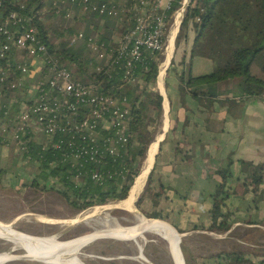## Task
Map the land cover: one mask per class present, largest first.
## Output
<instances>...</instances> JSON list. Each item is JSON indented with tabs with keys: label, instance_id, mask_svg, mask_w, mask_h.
Listing matches in <instances>:
<instances>
[{
	"label": "trees",
	"instance_id": "trees-1",
	"mask_svg": "<svg viewBox=\"0 0 264 264\" xmlns=\"http://www.w3.org/2000/svg\"><path fill=\"white\" fill-rule=\"evenodd\" d=\"M101 1L114 3L108 0ZM133 1L135 0L130 2ZM2 2L4 12L14 9L22 15L31 17L40 36L48 46L49 52L59 56L60 60L73 70L75 77L78 75L84 83L96 80L102 92L115 95L126 94L132 105L128 123L129 140L126 152L122 156L106 155L98 163H49L52 158L51 151L40 150L39 144H33L34 160L30 163H35L37 166L38 172L35 178H41L44 183V186L39 188L43 189L46 186L53 188L71 208L77 211L92 205L125 198L134 178L140 171L155 130V126L149 127V123L144 121L148 112L151 111L154 114L153 121H158L157 118L161 112V95L158 91L151 89V86L156 82L158 66L164 56L162 52L166 44V32L180 2H174L168 11L163 47L156 52L155 57H148L138 65L136 77L140 79V82H124L114 68L106 69L103 67V61H98L90 55L85 44L74 47L73 44H69L62 32L57 33L61 40L55 43L46 26L47 21L44 19V16H56L53 0H2ZM115 18L91 12V21H94L96 25L101 22L103 30L98 31L99 28L88 27L84 34L98 35L100 38L108 39L116 25ZM189 21L195 30L191 58L195 54L205 56L211 60L213 67L210 71L198 75L193 74L189 67L187 72H180L179 80L195 94L204 91L209 95H216L218 82L232 81L235 82V87L240 93L259 97L264 92V77L251 72V67L257 64L264 73V0H189L181 24H187ZM129 25L131 27L132 24ZM72 30L69 29L68 32ZM128 30H125L124 34ZM97 64L102 66L100 70H96ZM198 85L200 87H197ZM10 105L12 110L17 108L13 102H10ZM0 144H7L2 140L1 133ZM39 150L42 152L41 157L35 155ZM231 162V157H228L226 163L218 168L220 179L211 193L208 221L197 225L202 229L214 232L226 231L233 221L230 220L229 211L221 210V204L229 195L226 182L231 176ZM240 162L243 171H246L245 184H252L257 190L256 195L262 194L264 192V161L250 163L248 160L241 159ZM120 169H122L121 174L104 177L100 182L91 177L93 171L105 173L108 170L118 171ZM33 182L34 185H38L36 179ZM146 195L151 197L154 195V199L160 195V191L154 190L151 186V172L148 174L144 190L136 200L137 207ZM144 214L158 216L154 210L146 211ZM262 219H258L260 222L254 220L257 225L252 224L247 231L251 237L248 240L256 245L264 243V231H261L263 229L258 226L264 223ZM254 221L248 223L251 224ZM245 229L241 225H235L229 232L234 235ZM185 240L186 238L181 241L185 263L195 264L193 259L202 254L197 252L198 250H191ZM215 241L223 243L227 241L228 247L214 250L213 244L201 241V245L195 248L209 249L207 255L221 257L224 259L223 264H264V248L251 249V253L260 256L257 261H253L245 256L246 242L234 241L226 237L215 239Z\"/></svg>",
	"mask_w": 264,
	"mask_h": 264
},
{
	"label": "built area",
	"instance_id": "built-area-1",
	"mask_svg": "<svg viewBox=\"0 0 264 264\" xmlns=\"http://www.w3.org/2000/svg\"><path fill=\"white\" fill-rule=\"evenodd\" d=\"M182 0H135L130 4L99 0H53L56 14L68 16L69 5L83 13L120 17L131 27L121 39L106 41L82 30L65 32L69 44L84 42L90 55L114 68L125 82H140L138 65L163 47L168 11ZM185 3V2H184ZM0 0V133L21 157L32 162V146L52 153L49 163H98L104 156H122L129 140L131 103L126 94L102 92L96 80L82 82L59 56L49 52L30 16L4 12ZM185 5V4H184ZM175 9L173 23L185 6ZM23 6V4H21ZM180 17V16H179ZM179 21L177 22V27ZM167 36V32H166ZM102 66L96 65V70ZM259 99L264 103V92ZM10 102L17 105L11 109ZM37 151L38 157L42 152ZM122 169L93 171L91 177L121 174Z\"/></svg>",
	"mask_w": 264,
	"mask_h": 264
},
{
	"label": "crops",
	"instance_id": "crops-1",
	"mask_svg": "<svg viewBox=\"0 0 264 264\" xmlns=\"http://www.w3.org/2000/svg\"><path fill=\"white\" fill-rule=\"evenodd\" d=\"M108 1L116 4L132 3L131 0ZM69 9V15L64 16L68 18L72 16L74 22L72 32L78 30L84 32L88 27L99 28L98 31L103 30L101 22L100 25H96L94 21H91V12L83 13L74 5H69ZM61 15L56 14V16ZM115 19L117 22L111 36L108 39H102L110 42L118 41L122 38L124 31L130 28L131 21L128 15L124 14L121 19L120 17ZM190 25L191 27L185 31L180 42L176 39L174 43L173 40L171 52L168 54L166 52L163 56L158 66L156 82L151 86V89L158 91L161 95V112L157 118L158 121H153L155 126L153 137L148 144L137 176L142 171L144 160L150 151H152L151 162L132 203V206L139 210L136 200L144 190L148 174L151 172V186L154 190L160 191L157 199L164 203L170 201V207L167 209H173V221L177 224L160 215L157 217L165 219L178 231L181 230L179 231L183 233L181 241L193 234L214 232L197 225L208 221L211 193L220 179L217 171L223 163H226L228 157H231L232 164L230 165L231 176L226 182L230 192L227 200L250 202L252 207L264 208V194L257 198L255 197L257 190L252 184L254 193L246 188L244 182L246 171H243L240 162L241 159L248 160L250 163L264 161V103L258 96L236 92L235 82L232 81L218 82L217 94L209 95L204 91L195 94L179 80L181 71L187 72L190 67L193 74H202L208 72L205 65L211 63V60L205 56H200L198 64L193 63L191 49L195 34L190 37V29L193 27L192 23ZM175 30L176 26L168 30L171 32H168L166 36L167 46L171 33L174 35ZM80 44L84 42H79ZM212 67L211 63V69ZM136 177L128 194L136 183L135 180L138 178ZM143 198L151 200L153 197L146 195ZM197 204L202 219L193 222L188 215V210ZM145 207L147 210L139 211L143 213L152 211L149 200H146ZM123 209L132 208L123 207ZM247 223L238 219L233 220L230 229L235 225L245 226ZM258 226L264 230V224H258ZM209 236L212 235L209 234Z\"/></svg>",
	"mask_w": 264,
	"mask_h": 264
},
{
	"label": "rangeland",
	"instance_id": "rangeland-1",
	"mask_svg": "<svg viewBox=\"0 0 264 264\" xmlns=\"http://www.w3.org/2000/svg\"><path fill=\"white\" fill-rule=\"evenodd\" d=\"M182 2L183 3H181L180 7H182L184 4L185 7L181 11V15L179 17L180 23L178 24V30L177 27L175 30L176 36L174 33V35H172V37L169 39L168 46L166 45L167 43L165 44L162 52L163 55H165L166 52L167 54L170 53L173 40L174 43L177 40L180 42L185 31H188V28L191 27L190 21L187 24H181L186 10V5L188 4L189 0H182ZM180 7H178V9H180ZM63 16H44L45 21H47L46 26L48 31L55 43L61 40L57 35L58 32H62L64 34L65 32H68L69 29H74L72 16L69 18ZM177 19L178 16L176 18V25L172 20L169 28L170 30H172L174 26H177ZM62 29L65 30L63 31ZM168 30L167 33L171 32ZM194 34L195 30L194 27H192V29H190V37H192ZM174 36L175 39L173 38ZM170 40L172 41L170 42ZM77 45H79V43L74 45V47ZM200 56L201 55L195 54L193 56V63L198 64L201 59ZM205 66H207V71L211 70V63H208ZM73 69H75V65H73ZM251 72L264 77V73L261 72L257 64L252 65ZM76 76L79 77L78 75ZM236 92H239V90H236ZM153 117L154 115L152 114V111L150 113L148 112L147 118L144 122L149 123V127L154 125ZM1 156H3V158H1ZM0 158V221L3 223H11L13 226L12 229L15 231L38 236L55 235L58 241L80 236L93 230H101L109 226H116L117 224L127 227L137 222L140 215L145 218L146 215L139 210H147L145 207L146 200L150 201L152 207L151 210L154 209L158 215L173 222L175 225L177 224L176 221H173V209H167L170 207V201L164 203L159 199L153 198L150 200L143 198L140 201V206L138 208L139 210H136L134 206H132V209L129 210L123 209L121 202L127 199L130 193L122 201H109L105 204L94 205L99 206V208L95 211L96 213L93 216L83 218L76 222L63 221L84 216L87 213V210L91 209L93 205L77 211L71 208L66 200L53 188L46 186L45 188L40 189L39 187L44 186V183L42 182L41 178H35L36 173L38 172L36 164L29 162L26 163V161L21 157L20 153L15 149L13 144H0ZM2 168L5 170H1ZM34 179H36L38 185H34ZM245 186L254 193L250 183H246ZM263 194L264 192L259 195L255 194V197H260ZM228 196L221 204V210L230 211V220L238 219L246 222L257 220V222H260L258 219L261 220L262 217H264V208L257 209V207H252L250 202H234L231 199L227 200ZM153 197L155 196L153 195ZM113 204L119 205L112 206ZM198 210V204L192 206L191 209L188 210V215L191 216L193 222L202 219ZM263 220L264 219H262V221ZM248 224L250 223H247V225L243 226L246 228L245 231L234 235H231V232H229V230H231L230 225L226 231L205 234L197 233L189 236V238L185 240L186 244L189 245L191 250H198L197 252L202 254L201 256L197 255L193 259L194 263L223 264L224 259L221 257L217 255H207L209 249L204 248L200 250V248L198 249L195 247H199V245L202 243L201 241H206L213 244L215 248L214 250H218L223 247L227 248V241H225V243L222 241H215V239L219 240V238L223 239L224 237L234 241L246 242L245 246L247 248V252L245 253V256L253 259V261H257L260 256H256L255 254L251 253V249L264 248V243H258V245H256L248 240L250 235L247 234V231L251 226ZM251 224L257 225L255 221ZM259 232L257 234H259ZM209 234L214 238L209 236ZM144 236L145 237L143 239H140L141 237L138 236L136 238L138 243L141 244L142 252L148 258V261H145L137 256L139 250L135 240H118L107 237L97 238L82 245L79 248L77 254L82 261L84 260L82 264H173V259L169 251L167 239L158 233L150 231L145 232ZM4 251L9 253H21L25 251L26 253H30L32 255L40 254L35 248H13L10 242L0 238V254L4 253ZM182 256L184 258L183 251ZM46 261L47 262H42L35 259H14L7 261L4 264H65V262H63L61 259H46Z\"/></svg>",
	"mask_w": 264,
	"mask_h": 264
},
{
	"label": "bare ground",
	"instance_id": "bare-ground-1",
	"mask_svg": "<svg viewBox=\"0 0 264 264\" xmlns=\"http://www.w3.org/2000/svg\"><path fill=\"white\" fill-rule=\"evenodd\" d=\"M179 16L180 14H178L177 22L179 21ZM171 37H172V33H171ZM151 158H152V151L149 152V155L144 160L142 171L140 172L139 176H137L138 178L136 180L135 185L131 189L129 197L121 202L123 207L131 208L136 191L140 188V186L143 183L144 177L151 162ZM117 205L119 204H113L112 206H117ZM98 208L99 206H93L91 209L87 210V213L84 216L78 218L75 217L63 221L76 222L83 218L93 216L95 215L96 213L95 211ZM145 218L142 215H140L137 222L127 227L117 224L116 226H109L101 230H93L89 233L63 241L62 240L57 241L55 235L38 236L28 233L24 234L25 232L21 233L13 230L12 229L13 226L11 223H3L0 221V238L4 239L7 242H10L13 248H22V249L35 248L40 254L32 255L30 253H27L31 255V257H34L35 259L38 260L42 259L45 262H47L46 259H55V260L61 259L63 262H65V264H82L84 260L82 261L77 254L79 248L82 245L89 243L90 241L95 240L97 238L107 237V238H116V239L117 238L134 239L139 250L137 256L145 261H148V258L142 252V246L140 243H138V240L135 235L139 231L143 230L141 234H138L139 235L138 237H141L140 239H143L145 237L144 233L147 231L160 234L162 237L168 240L167 241L168 245L169 243H171L172 246L171 253L172 256L174 255V260H175V261L173 260V264H183V259H182L183 256L181 250L177 246V235L175 234V232H173V229H171L167 224L163 222L152 220L150 218H146L148 219L146 220ZM51 253H55V254L52 255ZM9 256H10L9 252L4 251V253L0 254V262L8 259Z\"/></svg>",
	"mask_w": 264,
	"mask_h": 264
},
{
	"label": "water",
	"instance_id": "water-1",
	"mask_svg": "<svg viewBox=\"0 0 264 264\" xmlns=\"http://www.w3.org/2000/svg\"><path fill=\"white\" fill-rule=\"evenodd\" d=\"M146 217V216H145ZM146 218H150L152 220H156V221H160V222H163L165 224H167L171 229H173V232H175V234L177 235V246L179 247V249L181 250V247H180V242H181V238H182V235L183 233L179 232L171 223H169L168 221H166L165 219L163 218H160V217H146ZM143 230L139 231L138 233H136L135 235L137 236L138 234H141ZM87 233V232H86ZM83 235V234H82ZM73 238V237H72ZM67 240V239H66ZM63 241V240H62ZM169 251L170 253L172 252V246H171V243H169ZM57 252V251H55ZM181 253H182V250H181ZM10 256L8 259L4 260V261H1L0 264H4L5 262L9 261V260H14V259H35L34 257H31V255L27 254L25 251L21 252V253H17V252H10L9 253ZM52 255L55 254V253H51ZM172 255V253H171ZM172 259L174 260V255L172 256ZM183 259V264H185V260L184 258ZM35 260H38V259H35ZM38 261H42V262H45L43 261L42 259H39ZM175 261V260H174Z\"/></svg>",
	"mask_w": 264,
	"mask_h": 264
}]
</instances>
